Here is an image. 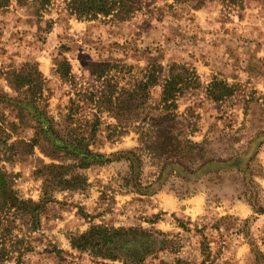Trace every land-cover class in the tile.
I'll return each mask as SVG.
<instances>
[{"label":"rangeland","instance_id":"374dc122","mask_svg":"<svg viewBox=\"0 0 264 264\" xmlns=\"http://www.w3.org/2000/svg\"><path fill=\"white\" fill-rule=\"evenodd\" d=\"M146 2L0 9V264H264V0Z\"/></svg>","mask_w":264,"mask_h":264},{"label":"trees","instance_id":"16d2710c","mask_svg":"<svg viewBox=\"0 0 264 264\" xmlns=\"http://www.w3.org/2000/svg\"><path fill=\"white\" fill-rule=\"evenodd\" d=\"M53 0H19V2L27 3L30 2L32 5H34L37 9V12H40L44 9H46L52 2ZM66 1V8L68 12L71 15H74L78 19H84V20H93L97 18L98 16H103V17H109L113 16L119 21H129L131 20L137 13L142 12L144 8L149 9V5L147 6L146 0H65ZM10 3V0H0V9L6 8ZM156 82L150 80V77L146 78V81H140L138 85H134L135 88H130L128 90H123L121 94H118V98H114L113 92H109L108 94H105L103 98H99V100H103L106 105H109L110 108H114L117 105H121L122 103H127L130 106L134 105V102L130 103V101L135 100V98H140L143 100L144 104L146 106L147 101L149 100V89L151 86L155 85ZM174 84L175 81L174 79L170 78V80L166 81V84L164 86V91H163V103H166L171 97H172V91L174 89ZM178 90H180L178 88ZM124 96L123 101L121 102L119 96ZM114 98V100H113ZM214 100H218L220 96L214 95L212 97ZM107 100V101H105ZM116 101V102H114ZM129 101V102H128ZM153 121V120H151ZM51 124V122H50ZM48 124L47 130H51L52 126ZM153 127H156L155 121H153ZM41 131H44L43 126H41ZM146 135L140 134L139 136V143H143V139ZM50 141V140H49ZM60 143H67L66 141H61L59 139ZM173 145V143H172ZM171 144H166L165 147L169 148V146H172ZM40 149L43 151L45 154H49L48 150L42 145L39 146ZM58 148L63 149L64 147L58 146ZM76 149V148H75ZM63 150H67L63 149ZM80 153H84V156L80 158V163L85 162V158H87V155H85L86 152L80 151ZM80 153H78V156H80ZM127 154L132 155L133 157H137L133 151L128 152ZM95 158H98L100 160H104L105 162H109V158L106 159L104 155L101 154H96L94 155ZM3 180L4 177L0 173V195L2 194H7V190L3 187ZM21 205H26L25 202H19ZM254 212L256 214H261L262 211L260 208L256 210L254 209ZM110 236L107 235L106 232H103L100 229H93L91 232L86 233L85 235L81 236L79 240L73 245L77 248H85V247H92L96 249H102L107 243L110 242ZM102 247V248H101ZM103 253L102 250H99ZM260 255L261 259H264V254L261 252H258ZM105 255V254H103ZM5 255H2V262L6 260Z\"/></svg>","mask_w":264,"mask_h":264},{"label":"crops","instance_id":"0c3cea01","mask_svg":"<svg viewBox=\"0 0 264 264\" xmlns=\"http://www.w3.org/2000/svg\"><path fill=\"white\" fill-rule=\"evenodd\" d=\"M209 98H210V97H209ZM210 99H211V98H210ZM212 100L214 101V99H212ZM218 100L221 101L220 99H218ZM218 100H217V101H218Z\"/></svg>","mask_w":264,"mask_h":264}]
</instances>
